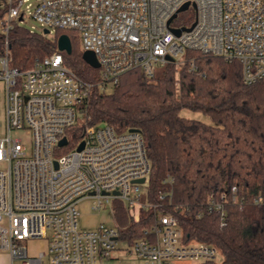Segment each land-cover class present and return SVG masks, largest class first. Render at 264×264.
I'll return each instance as SVG.
<instances>
[{
	"label": "built area",
	"instance_id": "1",
	"mask_svg": "<svg viewBox=\"0 0 264 264\" xmlns=\"http://www.w3.org/2000/svg\"><path fill=\"white\" fill-rule=\"evenodd\" d=\"M184 3L186 8L179 10ZM0 6L2 33L24 16L49 35L56 29L77 31L82 50H91L99 63L100 91L110 92L121 74L135 68L151 77L155 66L179 63L186 49L237 60L245 84L264 77V0H0ZM191 6L193 17L180 18ZM171 28L181 30L177 35ZM0 61L5 86L0 248L8 252L9 264H101L124 243L117 224L80 227L77 207L83 199H92L93 209L117 199L135 221L141 208L155 209L157 204L146 197L150 162L143 138L136 129L117 132L106 123L87 124L83 105L93 84L63 64L60 50L35 59L23 71L9 66L7 51ZM194 68L191 63L190 70ZM76 124L82 128L79 139L69 134ZM12 131L27 132L29 144L12 138ZM62 138L64 144L59 143ZM164 181L170 184L173 177ZM231 190L237 201L236 187ZM170 194L160 193L158 199ZM262 200L264 190L254 197L256 203ZM208 203L207 210L219 213L223 227L222 203L213 197ZM35 238L45 240L46 251L29 252L27 242ZM124 244L131 260L117 264L221 259L211 244L184 242L177 218L160 210L143 236Z\"/></svg>",
	"mask_w": 264,
	"mask_h": 264
},
{
	"label": "trees",
	"instance_id": "2",
	"mask_svg": "<svg viewBox=\"0 0 264 264\" xmlns=\"http://www.w3.org/2000/svg\"><path fill=\"white\" fill-rule=\"evenodd\" d=\"M3 13L0 6V19ZM61 33L71 43L69 53L61 51L63 64L93 84L83 105L87 124L138 130L150 162L146 197L157 206L141 208L135 221L115 200L119 238L129 244L143 236L160 210L177 218L184 242L200 241L219 250L220 261L208 264H264V200L254 202L264 190V77L245 84L237 60L186 49L179 63L167 62L151 77L140 68L126 71L104 92L97 87L99 69L82 58L75 30L56 29L49 35L17 22L0 32V56L7 51L9 66L23 71L56 51ZM182 110L200 112L211 123L184 117ZM81 131L76 124L69 134L79 139ZM167 176L173 177L170 184L164 181ZM233 186L237 201L232 200ZM168 190L170 195L158 199ZM212 197L222 203L223 227L219 213L207 210Z\"/></svg>",
	"mask_w": 264,
	"mask_h": 264
},
{
	"label": "rangeland",
	"instance_id": "3",
	"mask_svg": "<svg viewBox=\"0 0 264 264\" xmlns=\"http://www.w3.org/2000/svg\"><path fill=\"white\" fill-rule=\"evenodd\" d=\"M194 8L193 6L190 7L189 10L187 11H183L181 13H179L180 18H185L187 16H191V18L193 17V11ZM20 25L28 28V29H32L36 32H41L42 31V27L40 26L34 19H32L31 17L28 16H24L22 18L21 21L18 22ZM77 32V31H76ZM51 35V34H50ZM78 35V39H79V43H80V47L81 46V39L79 37V34L77 32ZM160 66H155V71H157L159 69ZM2 69V65H1V61H0V71ZM4 94H5V86L3 83V80L0 79V121L1 123H4L5 121V108H4ZM180 114L184 117L187 118H193V119H198L201 121H204L206 123H211V121L202 113L200 112H193L190 110H182L180 112ZM82 119L78 120V123H81ZM11 137H18L21 139L22 143L26 144V146L29 144L30 142V136L27 132L25 131H12L11 132ZM114 200H110L108 202H104L103 204H101L100 207H96V208H90V204L92 199H83L80 201V203L78 204V224L80 227H92L97 223H104L106 225H115V203ZM28 244V248H29V252L30 253H35L39 250H43L46 251V243L44 239L41 238H35V239H31L27 242ZM125 248V244L120 242V246L119 248H117L116 250H114L111 253V259L115 262H117L118 260H131V257H128L125 255L123 249Z\"/></svg>",
	"mask_w": 264,
	"mask_h": 264
},
{
	"label": "water",
	"instance_id": "4",
	"mask_svg": "<svg viewBox=\"0 0 264 264\" xmlns=\"http://www.w3.org/2000/svg\"><path fill=\"white\" fill-rule=\"evenodd\" d=\"M187 6V3H184L179 10L185 9ZM190 27H185L184 29H189ZM171 30L175 33V34H179L181 28H171ZM43 33L44 34H48V29H43ZM57 49L60 51H65L67 53H69L71 51V43L69 40V37L66 33H61L58 35L57 37ZM82 58L83 60L90 65L91 67L94 68H98L99 63L96 60V57L94 55V53L91 50H83L82 51ZM168 59H171L170 57H168ZM130 130H134V129H130ZM60 144H64L65 143V138H62L59 142ZM82 142H80V144L77 146L78 149H80L82 147ZM140 182L143 181V179L139 180Z\"/></svg>",
	"mask_w": 264,
	"mask_h": 264
},
{
	"label": "crops",
	"instance_id": "5",
	"mask_svg": "<svg viewBox=\"0 0 264 264\" xmlns=\"http://www.w3.org/2000/svg\"><path fill=\"white\" fill-rule=\"evenodd\" d=\"M111 257L104 258L101 260V264H117V262L110 260ZM10 257L5 249L0 248V264H9Z\"/></svg>",
	"mask_w": 264,
	"mask_h": 264
}]
</instances>
